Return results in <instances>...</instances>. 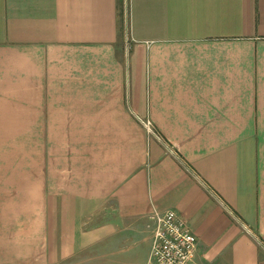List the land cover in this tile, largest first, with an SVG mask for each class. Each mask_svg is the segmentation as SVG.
Listing matches in <instances>:
<instances>
[{"label":"crops","instance_id":"crops-1","mask_svg":"<svg viewBox=\"0 0 264 264\" xmlns=\"http://www.w3.org/2000/svg\"><path fill=\"white\" fill-rule=\"evenodd\" d=\"M164 210L264 264V0H0V264H147Z\"/></svg>","mask_w":264,"mask_h":264},{"label":"built area","instance_id":"built-area-1","mask_svg":"<svg viewBox=\"0 0 264 264\" xmlns=\"http://www.w3.org/2000/svg\"><path fill=\"white\" fill-rule=\"evenodd\" d=\"M151 132L149 121L144 123ZM152 237L147 264H188L195 256L197 237L188 222L173 210L148 215Z\"/></svg>","mask_w":264,"mask_h":264},{"label":"rangeland","instance_id":"rangeland-1","mask_svg":"<svg viewBox=\"0 0 264 264\" xmlns=\"http://www.w3.org/2000/svg\"><path fill=\"white\" fill-rule=\"evenodd\" d=\"M71 262L69 261V260H65V261H63V262H61V263H59V264H70ZM72 264V263H71ZM73 264H81V263H79V262H74Z\"/></svg>","mask_w":264,"mask_h":264}]
</instances>
